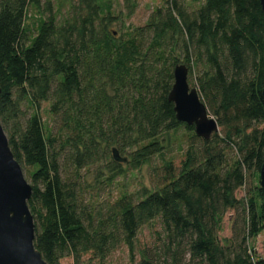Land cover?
Masks as SVG:
<instances>
[{
    "label": "trees",
    "instance_id": "trees-1",
    "mask_svg": "<svg viewBox=\"0 0 264 264\" xmlns=\"http://www.w3.org/2000/svg\"><path fill=\"white\" fill-rule=\"evenodd\" d=\"M113 2L76 0L64 13L51 0H0V124L32 188L34 248L46 264L87 255L105 264L121 246L132 264H264L248 247L264 230L259 0H163L118 38ZM122 5L129 19L134 0ZM176 65L188 69L220 135L205 141L176 121L167 99ZM179 129L187 132L183 160L163 163L152 192L110 201L82 188L81 171L94 167L98 184L111 185L124 173L119 163L138 170ZM112 150L129 161L116 162ZM228 211L232 235L221 245ZM154 223L156 242L135 262L137 236Z\"/></svg>",
    "mask_w": 264,
    "mask_h": 264
},
{
    "label": "water",
    "instance_id": "water-1",
    "mask_svg": "<svg viewBox=\"0 0 264 264\" xmlns=\"http://www.w3.org/2000/svg\"><path fill=\"white\" fill-rule=\"evenodd\" d=\"M259 3L264 15V0ZM262 96L264 98V76ZM167 99L173 105L176 121L193 127L196 137L207 141L217 133L216 121L209 115L197 90L188 84L186 66L174 67L173 84ZM112 154L116 162L125 163L116 150H112ZM259 184L264 195V151ZM31 194L32 188L14 159L0 124V264H46L33 245L34 223L27 206Z\"/></svg>",
    "mask_w": 264,
    "mask_h": 264
},
{
    "label": "rangeland",
    "instance_id": "rangeland-1",
    "mask_svg": "<svg viewBox=\"0 0 264 264\" xmlns=\"http://www.w3.org/2000/svg\"><path fill=\"white\" fill-rule=\"evenodd\" d=\"M52 6L56 10L66 12L69 4L76 0H51ZM115 6V18L112 20L110 30L116 33L118 38L121 33L129 26L139 27L143 26L155 7L161 5L163 0H134L135 11L129 18H125V9L122 5V0H112ZM38 18L35 16L27 20V24L30 28L36 25ZM48 104L43 103L40 108V118L43 124L52 127L51 118L48 113ZM217 134L220 135V129L218 128ZM187 132L184 129H179L175 135L170 138H166L164 143V150L161 156H157L152 161L142 165L138 170H130L127 164L119 163L124 173L122 176L116 178L111 185L106 182L98 184L100 178L99 174L95 171V168L89 170H83L80 173V182L82 188L85 191L92 193L93 195L100 192V197L108 199L110 201L115 200L123 194H136L143 190L152 192L157 184V175L159 174L164 162H171L174 167L179 168L181 161L183 160L184 150L186 149L185 136ZM184 149V150H183ZM122 158L129 157L126 154L119 153ZM105 171V170H104ZM108 174L104 172V178H107ZM255 184V182H254ZM246 195V190L241 189L236 192L238 198H242ZM96 197H93L95 201ZM92 201V200H91ZM234 218V212L228 211L222 221L221 231L218 235L221 245L229 244L231 238L232 220ZM159 227L157 223L151 226L141 229L136 240V252L134 253L133 260L138 262L140 255L144 249L151 247L156 242L157 232ZM248 247L254 253L255 258H264V230L255 238L248 241ZM89 256H84L80 264H89ZM72 260L69 258L63 259L61 264H71ZM91 264V263H90ZM105 264H132L131 258L125 247L121 246L115 250L106 260Z\"/></svg>",
    "mask_w": 264,
    "mask_h": 264
}]
</instances>
